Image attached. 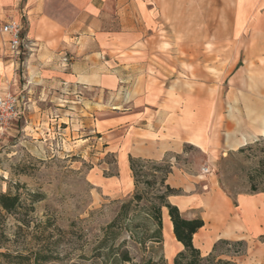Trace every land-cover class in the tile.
Instances as JSON below:
<instances>
[{"label":"rangeland","instance_id":"1","mask_svg":"<svg viewBox=\"0 0 264 264\" xmlns=\"http://www.w3.org/2000/svg\"><path fill=\"white\" fill-rule=\"evenodd\" d=\"M137 1L140 13L142 1ZM143 2L150 11L144 20L148 34L136 49L121 53L122 94L95 89H57L38 96L32 92V100L25 99V115L0 134V191L20 193L28 202L29 193L42 195L35 203L34 223L51 221L47 233L59 257L48 264H112L108 247H119L123 241L134 261L143 263L148 254L131 238L128 226L140 221L132 220L136 204L120 220L116 240L100 248L106 227L136 192L128 152L145 140L134 139V129L175 128L194 143L185 144L179 154L154 160L163 166L170 162L178 177L181 173L191 182L188 187L208 185L185 199L184 214L206 210L212 217L213 199L220 197L233 217L245 208L254 214V203L264 212V137L249 138L259 123L264 125V51L255 55V42L247 33H233L235 0ZM9 8H0V27L14 14L4 11ZM120 9L111 3L103 28H122ZM6 38L0 31V63L10 65L0 80L11 82L23 77L24 64L3 48ZM27 57L28 52L22 60ZM257 110L263 115H254ZM205 165L212 175L203 173ZM143 171L154 173L148 164ZM159 188L140 185L151 196ZM261 218L234 231L230 221L218 229L222 239L246 242L238 247L245 252L235 257L237 264H264ZM8 223L12 232L13 217ZM166 226L155 252L173 264L179 248L174 234H166ZM197 243L207 242L200 237ZM227 249L233 247L222 245L219 251Z\"/></svg>","mask_w":264,"mask_h":264},{"label":"crops","instance_id":"2","mask_svg":"<svg viewBox=\"0 0 264 264\" xmlns=\"http://www.w3.org/2000/svg\"><path fill=\"white\" fill-rule=\"evenodd\" d=\"M141 1L139 13L137 0H0L1 9L8 6L11 8L4 11H14L9 19L23 23L22 18L25 17L24 23L27 24L25 37L31 45V51L28 52L24 64L23 77H18L21 79L19 82L17 77L13 79L14 89L24 92V96L29 100H32V92H36L38 96L39 93H56L57 89L69 93L95 89L98 93L104 91L113 95L122 94L124 77L119 69L123 58L121 53L136 49L143 43L145 34H148L144 20L149 19L150 11L148 8L144 9V2ZM111 3L117 5V8L118 5L121 7L120 18L123 26L120 29L103 28L102 19L108 13L110 16ZM234 4L233 33L238 36L247 33L255 42L252 48L255 55L263 52L264 0H235ZM3 48L6 49V42ZM63 54H68L71 59L67 67L60 62ZM9 66L0 63V76L7 74ZM22 79L27 82L23 83ZM253 114L263 115L258 110ZM257 127L249 138L264 137V125L259 123ZM131 134L134 139L140 137L145 141L139 148L135 147L128 152V161L130 156L162 160L170 153L179 154L185 144L194 145L190 140L183 139L181 131L175 128L134 129ZM188 135L191 134L188 132ZM178 174L173 170L168 183L181 192L171 195L169 200L184 214L182 205L185 199L189 198L194 189L200 191V187L207 188L208 185L199 186L194 183L193 187L192 185L188 187L187 183L190 185L191 182H187L181 173L178 177ZM215 193L218 195V189H215ZM253 209L255 215L264 216L257 203H254ZM212 210V217L206 214V210H202L199 215L184 214L187 217L201 216L205 221V225L194 236L195 245L203 254L211 252L214 244L222 239L218 236V229L221 228L229 205L221 197L214 198ZM163 217L164 227L169 226L171 233L174 234L167 209H164ZM261 233H264V229ZM200 237L207 243L198 244ZM177 246L178 251L183 248L178 241Z\"/></svg>","mask_w":264,"mask_h":264},{"label":"trees","instance_id":"3","mask_svg":"<svg viewBox=\"0 0 264 264\" xmlns=\"http://www.w3.org/2000/svg\"><path fill=\"white\" fill-rule=\"evenodd\" d=\"M129 164L136 192L123 205L119 218L106 227L100 248H104L110 240H116L120 233V220L127 217L131 206L136 204L132 220L138 218L140 221L137 224L129 223L128 226L131 228V238L148 255L143 263L135 262L129 248L123 246L126 241H123L119 247H108L106 255L112 257V264H167L165 257L157 256L155 252L156 246L164 241V209L168 210L175 238L183 245L174 257L173 264H237L235 257L245 252L238 248L246 245L244 240L220 239L208 254H203L195 245L194 236L205 225V221L201 216H185L177 205L170 202L171 195L179 194V190L168 183L169 175L173 172L170 162L163 166L153 159L130 156ZM146 164L153 167L154 173L143 171ZM141 183L148 187L159 184L158 194L151 196L148 191L141 190ZM29 194L31 202L24 200L20 193L0 191V264H48L59 258L55 254V242H51L50 233H47L52 226L51 221L48 219L34 223L35 203L42 200V195ZM9 217H13L16 222L12 232L9 231ZM261 239L264 242V235ZM222 245L233 249L221 253L219 250Z\"/></svg>","mask_w":264,"mask_h":264},{"label":"built area","instance_id":"4","mask_svg":"<svg viewBox=\"0 0 264 264\" xmlns=\"http://www.w3.org/2000/svg\"><path fill=\"white\" fill-rule=\"evenodd\" d=\"M0 31L7 36L6 50L19 63L25 64L22 56L31 51L30 42L25 37V25L16 19L5 21ZM71 59L68 54L61 55L60 62L67 67ZM13 81L0 80V134L5 135L15 121L25 115L27 109L26 97L13 88ZM203 173L211 174L209 165L202 168Z\"/></svg>","mask_w":264,"mask_h":264},{"label":"bare ground","instance_id":"5","mask_svg":"<svg viewBox=\"0 0 264 264\" xmlns=\"http://www.w3.org/2000/svg\"><path fill=\"white\" fill-rule=\"evenodd\" d=\"M243 139L246 140L245 137H243ZM237 144H239V141L236 142L235 145H233V146H236ZM244 144H246V142L243 143V145ZM249 211H250L249 209L245 208L243 214H237L236 217H233L232 216L233 214L230 212V210L226 211L225 212L226 214H225V216L223 218V222H222V224H221L220 227L226 226V221L227 222L230 221L231 228H229V229H231V230L234 231L236 228L241 227L242 223H246V222H257L260 219H262L261 218L262 216H260L259 214H258V216L255 215V214H250ZM170 233H171V230L169 229V226H166V234L167 235L168 234L170 235Z\"/></svg>","mask_w":264,"mask_h":264}]
</instances>
